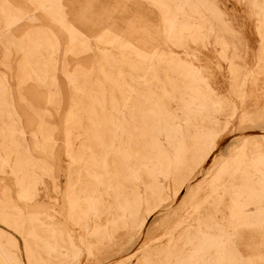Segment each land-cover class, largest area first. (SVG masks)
<instances>
[{
    "label": "rangeland",
    "instance_id": "obj_1",
    "mask_svg": "<svg viewBox=\"0 0 264 264\" xmlns=\"http://www.w3.org/2000/svg\"><path fill=\"white\" fill-rule=\"evenodd\" d=\"M0 264H264V0H0Z\"/></svg>",
    "mask_w": 264,
    "mask_h": 264
},
{
    "label": "bare ground",
    "instance_id": "obj_2",
    "mask_svg": "<svg viewBox=\"0 0 264 264\" xmlns=\"http://www.w3.org/2000/svg\"><path fill=\"white\" fill-rule=\"evenodd\" d=\"M202 178V177H201ZM177 199V198H176ZM142 234V233H141Z\"/></svg>",
    "mask_w": 264,
    "mask_h": 264
}]
</instances>
